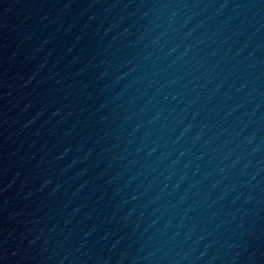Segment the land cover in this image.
I'll return each mask as SVG.
<instances>
[{"label":"water","instance_id":"obj_1","mask_svg":"<svg viewBox=\"0 0 264 264\" xmlns=\"http://www.w3.org/2000/svg\"><path fill=\"white\" fill-rule=\"evenodd\" d=\"M0 264H264V0H0Z\"/></svg>","mask_w":264,"mask_h":264}]
</instances>
